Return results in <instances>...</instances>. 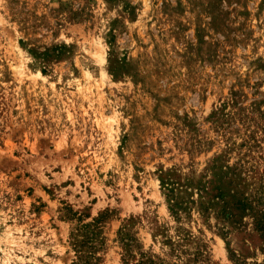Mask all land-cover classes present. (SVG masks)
<instances>
[{"label":"rangeland","instance_id":"374dc122","mask_svg":"<svg viewBox=\"0 0 264 264\" xmlns=\"http://www.w3.org/2000/svg\"><path fill=\"white\" fill-rule=\"evenodd\" d=\"M220 189L264 209V0H0V264H72L101 213L98 264L129 223L169 264H263Z\"/></svg>","mask_w":264,"mask_h":264},{"label":"trees","instance_id":"16d2710c","mask_svg":"<svg viewBox=\"0 0 264 264\" xmlns=\"http://www.w3.org/2000/svg\"><path fill=\"white\" fill-rule=\"evenodd\" d=\"M162 188L167 190L166 195L168 210L176 218L180 220V212L186 210V205L194 203L193 200L184 202L181 198L175 196L174 183L167 177L160 179ZM199 190V189H198ZM234 200L233 202L228 199ZM203 196L199 197L200 209L204 216L208 215L209 209L215 206L214 200L220 201V214L224 222L230 224L233 230L240 235H246L251 240H258L257 244L244 239L241 243L249 242L253 249H258L264 255V209L260 207L258 198L242 196V194L226 195L224 190H218L214 198L207 197V201H202ZM185 204V205H184ZM218 204V203H217ZM88 217V216H84ZM107 219L106 213H101L96 219L89 223H84L82 219L78 220V225L70 232L69 246L74 253V260L72 264H98L100 259L95 256L98 246L102 245V238L100 232V224ZM244 219L250 220L252 232L246 233V228L249 224L244 223ZM125 226L118 232V240L122 246L121 262L122 264H169L163 259L140 250L136 238ZM224 233V232H223ZM226 231L224 234H227ZM245 237V236H244ZM244 255L248 254V249H244ZM229 256L232 261L237 262L238 258L235 254L229 251ZM238 258V259H237ZM195 262V259H192ZM188 263L191 260H187ZM186 263V264H188ZM264 264V263H263Z\"/></svg>","mask_w":264,"mask_h":264}]
</instances>
